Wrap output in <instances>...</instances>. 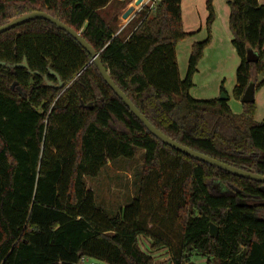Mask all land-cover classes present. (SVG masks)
I'll return each instance as SVG.
<instances>
[{"label":"trees","instance_id":"trees-1","mask_svg":"<svg viewBox=\"0 0 264 264\" xmlns=\"http://www.w3.org/2000/svg\"><path fill=\"white\" fill-rule=\"evenodd\" d=\"M133 0H0V27L43 12L79 33L140 114L169 139L228 166L264 176V122L254 103L234 115L226 101L194 100L193 76L210 43L194 44L183 80L175 47L181 0L143 7L119 28ZM228 29L239 58L233 96L264 87V4L230 0ZM256 54L248 62L247 54ZM0 264H153L138 243L168 250L171 264H264V184L238 178L162 144L106 86L90 56L44 20L0 34ZM30 71L31 73H29ZM37 72L38 75L33 73ZM63 89L49 87L58 82ZM16 83L14 88L11 86ZM20 89L21 93L18 92ZM91 104L92 108L86 106ZM144 151L136 197L109 217L83 178ZM217 227L216 238L209 225Z\"/></svg>","mask_w":264,"mask_h":264},{"label":"rangeland","instance_id":"rangeland-1","mask_svg":"<svg viewBox=\"0 0 264 264\" xmlns=\"http://www.w3.org/2000/svg\"><path fill=\"white\" fill-rule=\"evenodd\" d=\"M207 1L183 0L182 3V30L191 34V36L178 42L175 47L179 78L181 80L186 75L193 45L205 41L209 35L206 28V19L208 17ZM212 1L215 20L209 31L210 43L198 63L197 72L192 79L193 87L188 94L190 98L198 101L219 100L224 96L227 98L226 103L231 112L234 115H240L243 111V104L233 96L239 58L231 44L232 36L228 29L229 10L225 5L227 0ZM135 2L136 0H133L118 14L117 26L119 28L125 26L130 20L131 17L125 20L122 19V15ZM263 78L260 77V79ZM262 113H264V108ZM260 117L258 118L259 120H261ZM143 163L144 151L140 148H135L131 158H119L114 162L107 163L96 177L85 176L83 181L86 189L93 194L95 207L105 211L109 217L114 216L119 210L126 207L136 197ZM262 215L264 214H258V217ZM138 243L144 253L153 257V264H171L166 248L152 252L150 240L142 236L138 238ZM194 262L195 264H205V259L194 257ZM85 264L103 263L89 259Z\"/></svg>","mask_w":264,"mask_h":264},{"label":"water","instance_id":"water-1","mask_svg":"<svg viewBox=\"0 0 264 264\" xmlns=\"http://www.w3.org/2000/svg\"><path fill=\"white\" fill-rule=\"evenodd\" d=\"M141 4V0H136V2L133 4V6H130L122 15V19H129L135 12V8L139 7ZM32 20H44L54 27H56L58 30H61L68 34L73 40H75L78 45L90 56L91 61L90 63H93L95 68L97 69L100 77L102 78L103 82L106 84V86L112 91V93L122 101V103L125 105V107L129 110V112L144 126V128L157 140H159L162 144L165 146L171 148L172 150L183 154L184 156L191 158L195 161L204 163L210 167L216 168L222 172H225L227 174H230L232 176L242 178L245 180L253 181L256 183L264 184V176L251 173L249 171L237 169L231 166H228L224 163H221L217 160H214L208 156H205L203 154H200L198 152H195L191 149L186 148L185 146L180 145L179 143L169 139L165 135H163L161 132H159L155 127H153L136 109V107L129 101V99L119 90V88L113 83V81L110 78L109 72H107L99 58V54L96 53L91 46H89L80 36L79 33L75 32L73 29L67 27L66 25L62 24L58 20L54 19L50 15L43 13V12H31L26 13L23 15H20L18 17L10 19L7 23L2 25L0 27V34L9 31L11 29H14L17 26H20L28 21ZM247 61L248 62H256L257 56L255 53L249 51L247 54ZM0 66H5L8 69H14V68H21V69H28L27 63L25 60H23L22 64L19 65H10L5 64L4 62H0ZM31 73L30 71H28ZM34 75H38L37 72L33 73ZM51 76H54L58 82V84L55 86L52 83L47 81V78L44 77L43 80L46 83L47 86L55 88V89H63V83L60 81L59 77L53 73H49ZM16 83H14L11 87L14 88ZM18 92L21 93L20 89L17 88ZM226 97L222 96L220 101H226ZM242 104H251L254 103V83H249L247 88L245 89L243 96L240 100ZM88 109H91V104H88L86 106ZM209 235L211 238H216L217 236V227L213 224L209 225Z\"/></svg>","mask_w":264,"mask_h":264},{"label":"crops","instance_id":"crops-1","mask_svg":"<svg viewBox=\"0 0 264 264\" xmlns=\"http://www.w3.org/2000/svg\"><path fill=\"white\" fill-rule=\"evenodd\" d=\"M228 1H230V0L226 1V4H225L226 6H227ZM182 3H183V0H181V19H182V24H183V12H182V5L183 4ZM212 3H213V1L211 0V4ZM258 3L264 4V0H258ZM135 13H137V8H135L134 14ZM132 16H131V18H132ZM263 48H264V45H263ZM263 91H264V87L254 91V102H255V107H256L254 119L259 120L258 118H259V116H261L260 118L262 120V121L261 120H259V121L255 120L256 122H264V113H262V109L264 108V92ZM255 97H256V100H255Z\"/></svg>","mask_w":264,"mask_h":264},{"label":"built area","instance_id":"built-area-1","mask_svg":"<svg viewBox=\"0 0 264 264\" xmlns=\"http://www.w3.org/2000/svg\"><path fill=\"white\" fill-rule=\"evenodd\" d=\"M159 0H141V4L137 7V12L141 10L143 7H148V11L151 13L154 11L156 5ZM89 259L82 258L78 264H85Z\"/></svg>","mask_w":264,"mask_h":264},{"label":"flooded vegetation","instance_id":"flooded-vegetation-1","mask_svg":"<svg viewBox=\"0 0 264 264\" xmlns=\"http://www.w3.org/2000/svg\"><path fill=\"white\" fill-rule=\"evenodd\" d=\"M258 214H264V209H260L258 211ZM260 217V216H259ZM260 218H262L264 220V215H262Z\"/></svg>","mask_w":264,"mask_h":264}]
</instances>
